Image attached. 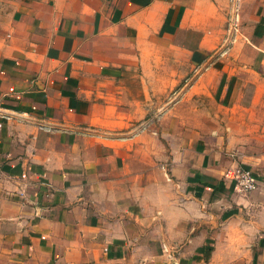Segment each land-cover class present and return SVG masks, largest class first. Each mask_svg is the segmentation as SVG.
Wrapping results in <instances>:
<instances>
[{
  "label": "crops",
  "instance_id": "0c3cea01",
  "mask_svg": "<svg viewBox=\"0 0 264 264\" xmlns=\"http://www.w3.org/2000/svg\"><path fill=\"white\" fill-rule=\"evenodd\" d=\"M0 260L264 264V0H0Z\"/></svg>",
  "mask_w": 264,
  "mask_h": 264
},
{
  "label": "built area",
  "instance_id": "2783aa9c",
  "mask_svg": "<svg viewBox=\"0 0 264 264\" xmlns=\"http://www.w3.org/2000/svg\"><path fill=\"white\" fill-rule=\"evenodd\" d=\"M233 178L236 182L239 192L246 194L254 190L255 183L253 181L252 174L248 169L238 166L235 169Z\"/></svg>",
  "mask_w": 264,
  "mask_h": 264
},
{
  "label": "rangeland",
  "instance_id": "374dc122",
  "mask_svg": "<svg viewBox=\"0 0 264 264\" xmlns=\"http://www.w3.org/2000/svg\"><path fill=\"white\" fill-rule=\"evenodd\" d=\"M0 264H6L5 261L3 260H0Z\"/></svg>",
  "mask_w": 264,
  "mask_h": 264
}]
</instances>
